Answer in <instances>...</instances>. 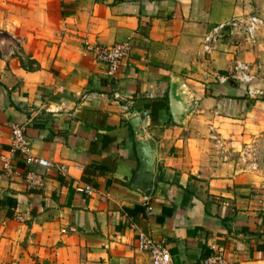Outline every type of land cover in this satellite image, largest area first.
Returning a JSON list of instances; mask_svg holds the SVG:
<instances>
[{
	"label": "crops",
	"instance_id": "1",
	"mask_svg": "<svg viewBox=\"0 0 264 264\" xmlns=\"http://www.w3.org/2000/svg\"><path fill=\"white\" fill-rule=\"evenodd\" d=\"M250 13L263 15L264 0H0V155L19 123L53 163L18 157L8 171L0 156V264H152L136 248L140 229L177 264L215 245L232 264H264L260 37L203 47L216 25ZM124 40L130 56L110 75L89 46ZM238 60L250 82L234 76ZM172 74L201 97L185 124L171 114ZM142 111L157 149L150 188L129 121ZM28 170L42 186L27 184Z\"/></svg>",
	"mask_w": 264,
	"mask_h": 264
},
{
	"label": "built area",
	"instance_id": "2",
	"mask_svg": "<svg viewBox=\"0 0 264 264\" xmlns=\"http://www.w3.org/2000/svg\"><path fill=\"white\" fill-rule=\"evenodd\" d=\"M263 26L264 14L250 13L243 16H234L216 25L212 31L205 36L203 45L204 51L206 53H211L215 49L217 43L225 38L232 39L234 42L242 35L246 40L255 41ZM13 38L20 42L17 36L13 35ZM19 49L20 47L16 46L11 53L22 55ZM89 49L97 61L105 63L108 66L110 75L115 74L119 65L128 58L131 53V45L128 40L116 42L111 45L97 43L89 46ZM233 74L237 79L244 82H250L254 78V75L250 71V66L239 60L236 61ZM219 78L223 81L227 79V76L222 74ZM11 130L13 136L11 148L7 153L0 155L6 170L9 171L15 166V160L18 157H21L28 165L33 163H38L46 167H51L53 165L50 160L46 158H37L32 153L31 142L26 134V127L24 125L13 123L11 125ZM248 154L250 155L248 159L249 164H251L253 168L258 169L262 162H260L257 150H250ZM61 169L65 170V166H61ZM44 177V174L28 170L25 179L30 187L36 188L43 185ZM76 189L78 192L87 195H92L95 191V188L91 184H78ZM135 245L137 249L146 251L151 255L152 264H177L165 240L158 239L151 233L140 229ZM199 264H232V262L228 259L224 246L215 245L213 246L211 254L203 258Z\"/></svg>",
	"mask_w": 264,
	"mask_h": 264
},
{
	"label": "water",
	"instance_id": "3",
	"mask_svg": "<svg viewBox=\"0 0 264 264\" xmlns=\"http://www.w3.org/2000/svg\"><path fill=\"white\" fill-rule=\"evenodd\" d=\"M200 96H195L192 88L182 82L176 74L171 76L169 90L170 110L173 120L177 124H185L189 116L195 110ZM148 113L146 111L133 114L129 117L137 141V152L142 163L139 173H142L149 180V188L153 181L158 179L154 177V170L157 161V149L153 145V139L146 135L143 130L147 126ZM143 184V183H142Z\"/></svg>",
	"mask_w": 264,
	"mask_h": 264
},
{
	"label": "rangeland",
	"instance_id": "4",
	"mask_svg": "<svg viewBox=\"0 0 264 264\" xmlns=\"http://www.w3.org/2000/svg\"><path fill=\"white\" fill-rule=\"evenodd\" d=\"M257 37H260L258 45L262 48V50L259 51V53H260L259 54V61L256 62L257 64H261V66H257L255 73H256V75H258V80H260L261 75L264 76V26L259 31ZM261 82H262V80L260 82H257V80H256L254 83L252 82V84L257 85L256 86L257 89H262L264 91V81H263V83H261ZM248 84H250V83H248Z\"/></svg>",
	"mask_w": 264,
	"mask_h": 264
},
{
	"label": "trees",
	"instance_id": "5",
	"mask_svg": "<svg viewBox=\"0 0 264 264\" xmlns=\"http://www.w3.org/2000/svg\"><path fill=\"white\" fill-rule=\"evenodd\" d=\"M13 202H15V200H13Z\"/></svg>",
	"mask_w": 264,
	"mask_h": 264
}]
</instances>
